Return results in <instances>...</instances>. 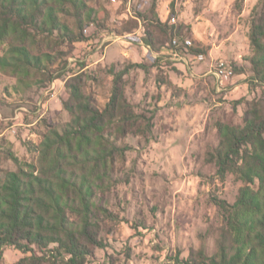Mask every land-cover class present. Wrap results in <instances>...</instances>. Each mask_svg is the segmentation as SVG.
Returning <instances> with one entry per match:
<instances>
[{
	"label": "rangeland",
	"instance_id": "1",
	"mask_svg": "<svg viewBox=\"0 0 264 264\" xmlns=\"http://www.w3.org/2000/svg\"><path fill=\"white\" fill-rule=\"evenodd\" d=\"M229 1L85 0L99 17L83 31L86 41L70 50L61 46L67 54L60 78L16 92L15 79L0 74V132L5 131L0 151L35 162L33 143L49 127L60 130L69 120L62 107L68 98L66 80L80 74L82 91L102 106L114 74L131 63L142 65L132 67L122 84L134 111L151 117L152 126L145 134L128 133L118 141L130 149L124 162L116 164L111 189L97 196L109 217H100L103 245L84 264H178L177 259L199 249L208 256L217 252L222 217L214 199L233 203L242 183L230 173L220 179L207 160L218 144L215 124H242L251 100L264 115V84L252 80L245 59L251 48L244 47L242 35L248 36L250 15L239 18L240 53L209 54L212 40L217 44L232 30L234 16L243 8L244 0ZM259 4L256 0L253 7ZM74 19L67 16L71 25ZM173 37L191 39L192 49L172 48ZM187 52L202 53L205 59L195 62ZM219 61L232 67L228 78L213 74ZM6 155L1 154L0 167L16 170ZM21 256L5 246L0 264Z\"/></svg>",
	"mask_w": 264,
	"mask_h": 264
},
{
	"label": "trees",
	"instance_id": "2",
	"mask_svg": "<svg viewBox=\"0 0 264 264\" xmlns=\"http://www.w3.org/2000/svg\"><path fill=\"white\" fill-rule=\"evenodd\" d=\"M249 15L245 59L252 80L264 84V0ZM98 17L85 0H0V73L15 79L16 92L60 78L67 54L61 46L86 41L83 31ZM132 67L142 65L114 74L102 106L82 91L80 74L66 80L69 120L33 143L35 162L5 150L17 169L0 167V255L5 246L21 252L12 264H84L103 245L100 217L109 215L96 199L111 189L116 164L130 149L118 141L152 126L126 98L122 80ZM247 104L242 124L216 122L218 144L207 158L220 179L230 173L242 183L233 203L214 199L222 217L218 250L208 256L199 249L178 264H264V115L256 101Z\"/></svg>",
	"mask_w": 264,
	"mask_h": 264
},
{
	"label": "crops",
	"instance_id": "3",
	"mask_svg": "<svg viewBox=\"0 0 264 264\" xmlns=\"http://www.w3.org/2000/svg\"><path fill=\"white\" fill-rule=\"evenodd\" d=\"M255 2H256V0H244L242 10L238 11L235 14L236 17L234 16V20H233L234 25H233L232 30L228 34L223 35L219 39H217V44L215 42L216 39L212 40V47L209 49L210 50L209 54H211L213 51L214 52H221V53H228L229 55L240 53L238 41H239V38H241V34H242V23H240L239 18L247 17L249 15L250 8L253 7ZM229 3H231V2L229 1ZM249 3H250V8H248ZM242 36H243V41H244V47L247 50H249L248 36L247 35H242ZM1 117H2V115L0 114V118ZM4 133H5V131L0 132V137L3 136Z\"/></svg>",
	"mask_w": 264,
	"mask_h": 264
},
{
	"label": "built area",
	"instance_id": "4",
	"mask_svg": "<svg viewBox=\"0 0 264 264\" xmlns=\"http://www.w3.org/2000/svg\"><path fill=\"white\" fill-rule=\"evenodd\" d=\"M172 21H174V19H172ZM90 25L92 26V24ZM88 28L89 26L85 28L84 31L86 32ZM170 43L172 48H178L182 46L185 51H187L192 46V40L189 38L180 40L178 37H173ZM187 55L195 62H200L205 59V56L202 53L192 54L190 52H187ZM213 74L219 79H221L222 77L228 78L233 74V70L229 64H226L223 61H219L216 65H214Z\"/></svg>",
	"mask_w": 264,
	"mask_h": 264
}]
</instances>
